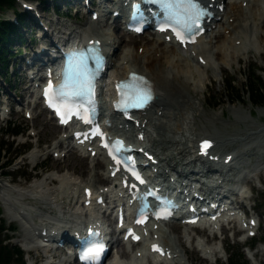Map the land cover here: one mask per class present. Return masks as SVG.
Listing matches in <instances>:
<instances>
[{
    "label": "rangeland",
    "instance_id": "374dc122",
    "mask_svg": "<svg viewBox=\"0 0 264 264\" xmlns=\"http://www.w3.org/2000/svg\"><path fill=\"white\" fill-rule=\"evenodd\" d=\"M32 2L33 5L39 6V12H42L41 15L43 14L45 17L43 18L44 21L48 22L49 20V22H57V26H61L58 28L65 31L68 30L67 27H74L75 32L71 37H74V35L80 36L85 32V30H89V24L87 21L90 20L92 13L85 12V6H83L85 0H78L77 5H72L71 7V14L68 15L64 13L61 16H59L54 11L52 0H46V2L42 3H40V0H32ZM17 7L22 9L20 4H17ZM44 7L46 9L42 11V8ZM111 14L112 13H110L109 18H106L104 21L105 24L101 25V29H108L107 25L113 22L110 18ZM13 15L14 12L12 10L5 12L3 11L0 13V17ZM29 28L31 30L33 29L30 25ZM47 28L52 30L50 24L47 26ZM30 29L28 30V27H24L22 29L27 42L22 46L23 52L18 53L15 58L11 59V62L19 61L21 65L26 66L25 60L30 52H32V49H30L31 46L33 49H38L39 46H36L37 44L35 43H31L30 38L38 40L39 35L45 31L34 28L33 30L37 35L31 36L33 31L30 32ZM222 30L223 29L221 28V31ZM118 31H121L122 34L125 33L120 27L113 30L112 32L116 34ZM130 36L135 38L137 44L134 45V43L132 44V42H130L127 45L125 43L127 45L126 48L124 47L125 50L138 45L141 47V45H143L145 42L156 40L149 32L142 36L130 34L128 35V38H130ZM222 39L223 36H220L219 38L213 37L214 42H212V45H217L220 41H222ZM48 40H50V38H46V42ZM16 47H19L18 43L16 44ZM121 52L122 49H116V56L113 57L116 62L119 60ZM13 53H15V49L13 50ZM261 53L264 55V42L259 45V50L256 54L252 52H248L245 55L242 54L241 62L236 60L233 62L232 66L223 65V71L219 72L218 74L215 73V75L211 70H209V74L204 81V86L201 85L200 90L197 93V97L202 100L205 109L204 114L197 118V132H202V130H205L210 137H216L218 135L223 136V134L241 132L248 128L253 129L254 124L251 121H255L256 124L264 127V106L254 105L245 93L246 84L254 75L260 76L261 80L264 81V56L262 57ZM214 58L219 61V56L216 54H214ZM195 64L196 61H193L192 67H195ZM10 69L13 73L8 74V82H5L2 78H0V84L2 87L4 86L0 93V97L1 99L8 101V106L9 102L11 103V106H9V112H5L2 107L0 108V137L3 132L8 129L6 127H8L10 121L13 123L12 127L20 126L22 129H24V134L16 136L15 138L14 135L11 134L5 135V146L9 149L7 155L11 159H15L21 152H24V154L22 157L16 159L10 169H6L9 171L10 175L3 177L0 170V206L2 208V216L6 220V227L15 226V230L11 231L8 235L6 232H3L2 237H11L9 241L23 249L27 264H69L64 262L65 259H67V254L60 251L55 250L57 256L52 257L51 255L48 256L47 251L42 248L31 249L32 247H28L34 251L27 250L28 245L38 246V243L41 242L39 234L35 233L36 230L33 229V225L36 223H32L36 221L38 224H40L42 222H47L48 220H56L58 218L57 216L59 215H61V217L65 220L66 218H72V221H78L79 217H83L84 215L80 214H77L76 216H70V214L71 211H77L79 213L80 208L82 209L80 206L81 203H77L75 206L74 204L77 201V194H82V187L87 182V180L94 182L96 188L101 187L100 185L103 183V181H99L97 177L94 176L96 173L95 169L98 170L100 167L96 162L93 163L87 159L90 171L88 168H85V172L82 173L81 171L84 168L78 164V158H80L78 153L73 151V154L75 155L74 159L77 163L76 169L72 168L73 164H70L72 162L70 161L71 155L69 153L64 158H58L52 154V147L55 146L59 141L62 135V129H59L58 131H52L51 126L56 125V123L53 121L50 114L46 113L40 105H35L33 102L27 101L28 98L33 101V96H26V100L24 99L23 94L26 92L28 93V91H26L27 89L25 90L23 82L24 79L25 82L29 79L27 77L24 78V71L22 68L19 70V74L17 72L16 75H14L16 68H11L10 66ZM228 80L232 81L235 85V89L237 93H239L241 100L238 99V95L233 97V99H231L232 97L228 96L225 85ZM9 83H16V89L14 90L12 87H9ZM4 107H7L6 104H4ZM21 107L22 109L19 111L18 109ZM25 110L31 111L32 117H28L25 113ZM215 112L220 113V119H218L216 123H214L212 120L213 113ZM245 114L249 115V122L243 123V121H239L235 123L237 116L243 119ZM255 136V141L253 140L248 144H244V142H237L234 144L222 145L221 151L228 152L229 150L237 154H241L242 152H246L248 148L254 147L252 152H246L239 156L238 161L243 164V170L241 171V174L233 175V178L240 180L239 183L235 182L236 184H234V187H237L240 184L241 187L243 186L245 189H247L246 195L251 196L249 200L246 199V204L247 210H249L252 214H257L259 216L260 225L257 235L244 242L242 236V239H240L233 235V231L229 230L227 234L222 233V235L219 237L216 236L212 239L208 235L211 234V232L204 233L203 236H199V232H201L199 229L188 227V230H185L186 227L180 225L179 223H174L180 225L179 230L180 235L182 236L180 241L177 237V232H174L172 228L167 225V240L179 245L180 248L183 249L182 258L180 260L177 259L178 262L176 264H214L215 260L217 264H228L226 249L230 250V252H233L234 254L243 256V260H247L246 264H264V247L258 248L261 250H259L255 259L251 258L247 252V245L256 247L260 244V241L264 239V131L256 134ZM27 147L30 148L26 149ZM58 150L61 151L59 147ZM48 151H51L50 155L47 153ZM31 152L39 153V157L37 159L30 158L29 154H31ZM247 163H249V165ZM16 168H19V170L16 171ZM177 168L180 170L181 167ZM257 168H261L262 170L261 181L252 177V182H247V180L251 178V174L255 175V170ZM168 169L169 168L166 170ZM100 170L106 171V165L105 169L100 168ZM247 171H249V174ZM47 175H52L58 179V182L47 186L45 188V190L47 189L46 191L52 188L65 190V187L63 186V179L65 178L71 182L69 188L67 189L69 191V196H66L63 200H61L64 204H67L73 199V205L70 206L67 204V210H69L68 213L65 212L64 209H60L61 207H58L56 203L47 205L45 203L46 198H44V196L38 195V192H36L35 189H32V184L35 183L34 181H41ZM228 185L230 186V184ZM251 186H254L255 189L251 190ZM49 197V203H51L52 200L54 201L58 198L53 194H50ZM19 209L28 213V219L23 218L19 214ZM105 219L110 223H112L114 220L113 217L112 220H109L110 218L107 216H105ZM55 222L58 221L56 220ZM41 225L44 224L42 223ZM185 231H188V235L184 233ZM205 241L208 242V244L213 247L215 251L218 249L214 255L205 254L204 251L201 250L202 246H200V242ZM52 242L53 241L50 240L48 243L52 244ZM185 250L187 251L186 253H184ZM40 253L43 255V258L37 259L36 257ZM52 253H54L53 250L50 252V254ZM132 253L133 255L135 254V249H133ZM112 257L115 259H123L124 264H129L130 262V259L126 258L127 256L121 252L120 244L114 248ZM75 263V260L72 258L71 264Z\"/></svg>",
    "mask_w": 264,
    "mask_h": 264
},
{
    "label": "bare ground",
    "instance_id": "6f19581e",
    "mask_svg": "<svg viewBox=\"0 0 264 264\" xmlns=\"http://www.w3.org/2000/svg\"><path fill=\"white\" fill-rule=\"evenodd\" d=\"M99 2L100 5H105L103 8L104 17L101 19L100 16L99 20H94L91 15L90 20L87 21V23L89 24V30H85V34L83 37L85 39H88L96 35L104 41L106 46L113 48L115 51L117 48L122 49L119 60L117 62L112 61L113 58L111 59L109 78H125L128 76V73L131 70H135L148 75L153 80L157 92V98L148 109H146L144 112H140L139 114L140 119H142L141 128L145 130L148 138V140L146 141L147 146L153 148L154 153H156V155L160 159V163L157 167L162 170L161 174L163 176H167L169 172L181 174V170L177 168L181 167L184 174L203 178L210 177L206 183L198 181L202 182L204 187L209 191H214V188L216 187H224L223 183L232 181V178H229V174L217 170L214 167H209L206 173L203 172L205 176H200V174L202 173L201 170L196 169L194 163L201 162L203 165H206V162L208 161L207 159H203L200 155H197L199 146L198 141L204 137L212 138L213 142L215 143V148L212 152V155L222 157V162L225 163L224 159L227 157V155L233 153L232 151L228 150V152L221 154L222 152L220 151L222 145L234 144L237 142H244V144H248L256 138V134L264 131V127L256 124L255 121H251L254 124L253 129L248 128L241 132L223 134V136L218 135L216 137H210L205 130H202V132H197V118L199 116L201 117V115H203L205 112L204 104L202 100L197 97V93L200 90L201 85L204 86V81L209 74V70H211L213 74H218L219 72L223 71V65L232 66L233 62L236 60L238 62H241L242 54L245 55L248 52L256 54L258 52L259 45L264 42V0H229L224 9V12L220 14L221 19H219L217 22V26L219 27V29L216 27V29L212 30L214 36H210L209 42H207L205 38L202 37L197 44L193 45L191 50H180L175 44L169 42L165 38V36L161 35L156 36L155 41L145 42L143 45H141V47L140 45H138L125 50L124 47L126 48L128 43L132 42V44L134 43V45L137 43L135 41V38H133L132 36L128 38V35L132 33L125 32L124 34H122L121 31H118V33L115 34L112 32L113 30L120 27L118 22L119 18L121 17L116 16L115 18H113V12L117 9V11L123 13V5H118L119 2L115 1L114 3L119 7L114 9L107 7V4L105 3L109 2L108 0H100ZM244 2H247V4L245 5ZM90 4H93V1H91ZM110 13H112L110 15V18L113 19V22L107 25L108 29L103 30L100 27L101 25L105 24L104 21L106 20V18H109ZM43 18H45L44 15H42V20H40V18L35 13L34 16H32L33 29L35 28L37 30L45 31L40 34L39 39L34 42L35 44H37L36 46H39L38 49H33L32 46L30 48L32 49V52L30 53L29 59L34 56V65L38 68L39 71L45 65L44 59H46L47 57L52 58L51 49L52 47H58V45H56L57 40L63 38V36L67 32H69V35H72L75 32L74 28L69 27H67V29H69L67 31L61 30L60 28H58L61 26H57V22H49V20L47 22L44 21ZM49 24L51 25L52 30L50 28H47ZM221 28L223 29L222 31ZM220 36H223L222 41H220L217 45H212L211 42H214L213 37L219 38ZM46 38H50V40H48L49 42L45 45ZM21 49L23 52L22 47ZM193 53L197 54L198 56L204 57V62H197L195 64V67H192V62L194 61ZM214 54L219 56V61L214 58ZM261 56L263 57L264 55L261 53ZM218 119H220V113H213V122L216 123ZM248 119V114H245L243 119L237 116L235 123L239 121L247 123L249 122ZM111 122L113 124L115 123L114 118H111ZM117 125L120 124L117 123ZM131 125L132 124H130L129 126ZM51 127L52 131H58L60 129V126L57 124L54 126L52 125ZM132 127L134 129H139L135 125H132ZM127 135L131 139L135 138L131 129L127 130ZM64 144H66V139L59 140L56 143L52 153L54 151H57V148L60 146L64 148ZM66 148H70L68 152L71 155L70 161L72 163L70 164H73L72 168L76 169L77 163L74 159L75 155L73 154L72 148L69 146V144ZM253 149L254 147L248 148L246 152H252ZM246 152H242L241 154H244ZM47 153L50 155L51 151H48ZM241 154H234L236 155L235 158H239ZM38 157L39 153L37 152H32L30 154V158L32 159H37ZM87 159H89V157L86 155H80V158H78L79 166L84 168L81 171L82 173L85 172V168H88V170L90 171ZM102 159L103 157L101 155H97L95 158H92L91 162H96L97 164H99L100 168L105 169V165L107 168V164L103 162ZM242 165V163L236 161L230 166L228 171H238L242 168ZM100 168H98V170L95 169L96 173L94 176H96L99 181H109L110 171L106 174L105 170L101 171ZM167 168H169V171L166 170ZM173 173L170 174L169 177L175 176V174ZM217 174H219L220 176L215 178L214 176ZM215 181L217 183L216 185H214ZM56 182H58V179H56L52 175H47L40 184H38L37 186L32 185V189H35V191L38 192V195L44 196V198H46L45 203L47 205L56 203L58 207H61L60 209H64L65 212L68 213L69 210H67V204H69L70 206L73 205V199L67 204H64L61 200H63L66 196H69V191L67 189L69 188L71 182L67 178L63 179V186L65 187V190H58L53 188L48 191H46L47 189L45 190L47 186ZM87 183L88 184L83 186V189L89 185L95 186L94 182L92 181H87ZM50 194L58 197L54 201L52 200L51 203H49ZM77 203H79V198L77 199L74 206ZM106 203H108V201H106ZM21 214L24 217H27L24 212H22ZM77 214H79L77 211H71L70 216H76ZM57 217L58 218L56 220L58 222L56 223L59 224L61 228H58L56 232H53L52 229H55L53 226L47 227L43 225V227H41V232H39L40 236L43 237L44 229L51 228L47 232L46 236L51 237L53 238V240H55V238H58L57 236L60 235L59 231L61 232V235L69 231L67 225L68 223L66 222L67 220L64 222L61 215ZM108 218L111 219L110 215L108 216ZM76 221L77 220H73L72 223H75ZM168 225L174 232H177V237L181 241L182 236L180 235L179 230L180 225L174 223H170ZM63 226L65 228H62ZM188 227L194 226H187L185 230H188ZM34 228L36 230L39 229L37 228V225H34ZM166 232L167 230L162 227L152 234H161L162 241L166 242V245H169V248L175 255V258L173 260L174 263H176L177 259L180 260L182 258L183 249L180 248L179 245L169 242L167 240ZM184 233L188 234V231H185ZM37 248L39 247L35 245L31 249ZM60 248L61 247H58L56 249L64 251ZM139 250L140 249H136L135 253H137V251ZM204 251L207 253H211V251L207 247H204ZM186 252L187 251L185 250L184 253ZM122 253L127 256L126 258H129L131 260V254L129 253L127 248L122 247ZM54 256H57L56 252H54ZM36 258L42 259L43 255L40 253ZM65 262L71 264L72 260L71 258H69L66 259ZM116 264H123V261H118Z\"/></svg>",
    "mask_w": 264,
    "mask_h": 264
},
{
    "label": "snow or ice",
    "instance_id": "6c2138e0",
    "mask_svg": "<svg viewBox=\"0 0 264 264\" xmlns=\"http://www.w3.org/2000/svg\"><path fill=\"white\" fill-rule=\"evenodd\" d=\"M156 3L162 9L159 30L171 31L182 44L194 43V37L203 31L202 23L208 15L202 0H156ZM102 60L98 42H93L84 49L74 50L67 57L63 83L58 87L50 83L45 90L50 107H53L61 116L62 123H68L73 114L86 123L91 122L88 119V113L90 106L95 104V83L97 73L101 70ZM116 89L120 96L116 107L124 112L142 110L148 107L155 98L150 82L136 73H132L128 80L119 82ZM94 135L102 136L103 134L99 128H96ZM103 146L109 149V155L118 166L127 165L128 170L132 171L136 179L143 183L142 178L134 169V161L131 157L123 155L130 151L125 148L123 141L117 140L113 145L105 142ZM209 147H211L210 142L205 141L202 144L203 150ZM130 187L135 188V185H130ZM170 214L171 211L167 208L153 213L157 219H166ZM140 216L141 218L137 219L136 223H146L147 211L145 209L140 210ZM128 235L137 241L140 239L132 230H129ZM80 243L82 245L81 259L85 261V264H99V258L106 250L100 233L89 229L87 236L80 238ZM153 250L163 252L158 246H153Z\"/></svg>",
    "mask_w": 264,
    "mask_h": 264
},
{
    "label": "trees",
    "instance_id": "16d2710c",
    "mask_svg": "<svg viewBox=\"0 0 264 264\" xmlns=\"http://www.w3.org/2000/svg\"><path fill=\"white\" fill-rule=\"evenodd\" d=\"M56 6L59 2L56 1ZM16 0H0V11H6L9 9L17 10ZM59 11V9L57 8ZM26 15L24 12H18L19 23L22 25L25 23ZM15 23L14 21L7 20L5 18H0V73L5 76L7 73L9 57L12 56V43L17 40H24L25 35L22 31L21 25ZM26 26V25H24ZM22 52L21 47L17 48ZM1 88V87H0ZM226 92L229 97H235L238 95V99H241L239 93L235 89V85L232 81L228 80L226 82ZM245 93L251 100V102L256 106H264V81L261 80L260 76H253L249 79V82L246 84ZM22 128L20 126H13L12 123H9L8 129L3 132V135L0 137V169H4L5 166H9L10 162L8 159L7 153L9 149L6 148V141L4 136L11 134L17 135L21 132ZM2 209L0 207V264H26L24 259V252L22 249L10 243L9 236L5 238L2 237L3 232L8 233L9 230H14V227H6L5 219L2 214ZM229 262L228 264H246L247 260H243V256L234 254L229 251Z\"/></svg>",
    "mask_w": 264,
    "mask_h": 264
}]
</instances>
